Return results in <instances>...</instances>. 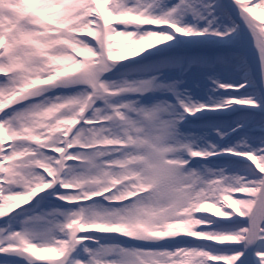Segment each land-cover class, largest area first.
Masks as SVG:
<instances>
[{"label":"snow or ice","instance_id":"snow-or-ice-1","mask_svg":"<svg viewBox=\"0 0 264 264\" xmlns=\"http://www.w3.org/2000/svg\"><path fill=\"white\" fill-rule=\"evenodd\" d=\"M0 264H264V0H0Z\"/></svg>","mask_w":264,"mask_h":264}]
</instances>
